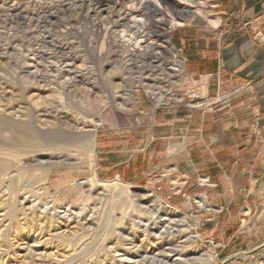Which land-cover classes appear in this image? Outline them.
I'll return each mask as SVG.
<instances>
[{
  "label": "rangeland",
  "instance_id": "rangeland-1",
  "mask_svg": "<svg viewBox=\"0 0 264 264\" xmlns=\"http://www.w3.org/2000/svg\"><path fill=\"white\" fill-rule=\"evenodd\" d=\"M241 29L226 0H0V123L78 133L0 141V264H264V126L223 164L244 92L185 57Z\"/></svg>",
  "mask_w": 264,
  "mask_h": 264
},
{
  "label": "crops",
  "instance_id": "crops-1",
  "mask_svg": "<svg viewBox=\"0 0 264 264\" xmlns=\"http://www.w3.org/2000/svg\"><path fill=\"white\" fill-rule=\"evenodd\" d=\"M226 5L233 26L243 25V29L234 32L222 43H219L215 37L205 38L200 42L201 46L197 49L196 56L188 54L185 57L188 68L198 70L190 72L191 75L211 77L210 81L215 89H218L222 83V87L227 88V92H244V98H233L232 104L234 109L239 103L246 106L240 111L253 121L249 131L243 130L247 134L249 132V135L237 140L233 144L232 154L221 160L223 164L227 163L225 164L227 167H234L244 163V154L254 142V122L264 126V0H226ZM204 81L208 86V80ZM233 125L235 130L239 129L238 122ZM217 166L220 171L222 167L219 163ZM203 167L208 174H205L206 177L202 180L209 182L218 192L221 174L224 172L221 171L219 176L214 174L210 167L199 166L202 169ZM196 171L198 177H201L198 169Z\"/></svg>",
  "mask_w": 264,
  "mask_h": 264
},
{
  "label": "bare ground",
  "instance_id": "bare-ground-1",
  "mask_svg": "<svg viewBox=\"0 0 264 264\" xmlns=\"http://www.w3.org/2000/svg\"><path fill=\"white\" fill-rule=\"evenodd\" d=\"M94 1L96 4H101V2H102V0H94ZM163 1L166 2V0H163ZM114 24L119 25V22H116ZM90 30L87 29V32H90ZM97 30L100 32L99 28L95 29L93 31L94 36L97 34ZM92 43H93V41H92ZM111 44H113V43H111ZM25 116H26V120L24 119V120L16 121V120H12V119H5L4 121H2L0 123V141L1 142L2 141L3 142H10V144L14 143L15 146H19V147L21 146L22 148L23 147L26 148V146L27 147L28 146H34L37 148H41L42 146L45 145V143H52L54 145L59 144V146H62V145L67 146V144H70L71 142H73V139L76 138L73 136L75 134H78L75 131L74 127L67 126V128H63L61 125L56 124V125L52 126V130H51L52 136L50 138L48 137L49 139H46L44 141L39 136H37L34 127L29 123V119H28L29 115L26 114ZM5 131H9L11 136L8 138L5 137V135H6V134L4 135ZM93 143H94V140L89 139L83 145H81V146L78 145V146H80V147L84 146V147H87V149H88L89 147H91L93 145ZM52 144H50V145H52ZM11 147L14 148V146H11ZM11 155L14 156V152H12ZM147 261L148 260H144L143 262L146 264Z\"/></svg>",
  "mask_w": 264,
  "mask_h": 264
}]
</instances>
